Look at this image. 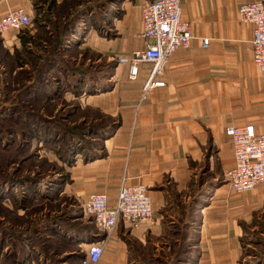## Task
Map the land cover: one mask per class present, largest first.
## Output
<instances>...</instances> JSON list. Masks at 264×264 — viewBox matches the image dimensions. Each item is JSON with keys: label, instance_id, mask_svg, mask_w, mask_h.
Listing matches in <instances>:
<instances>
[{"label": "crops", "instance_id": "obj_1", "mask_svg": "<svg viewBox=\"0 0 264 264\" xmlns=\"http://www.w3.org/2000/svg\"><path fill=\"white\" fill-rule=\"evenodd\" d=\"M111 1L103 21L95 19L84 38L109 61L144 47L138 36L141 6L153 0ZM253 2L264 4L181 0L182 19L191 24L192 38L188 48L169 59L165 86L142 101L149 67L141 66L131 82L128 67L117 64L114 84L87 96L88 107L111 124L95 136L101 151L75 159L66 193L81 199L82 208L90 194L104 193L113 207L126 177L131 185L147 187L153 211L152 220L138 229L119 221L97 264H167L178 251L175 264H185L191 251L196 254L193 264H243V239L255 234L252 244L264 242V184L237 194L225 181L234 166L225 129L253 125L259 131L264 121V73L252 58L253 26L240 22L238 11ZM39 8L37 0H0V18L8 10L23 9L32 20ZM205 37L207 47L201 44ZM18 44L16 31L0 34V48L12 52ZM84 238L78 243L86 250L102 239L96 231ZM74 253L0 251V264H70V259L76 264L81 256Z\"/></svg>", "mask_w": 264, "mask_h": 264}, {"label": "rangeland", "instance_id": "obj_2", "mask_svg": "<svg viewBox=\"0 0 264 264\" xmlns=\"http://www.w3.org/2000/svg\"><path fill=\"white\" fill-rule=\"evenodd\" d=\"M108 1L55 0L50 8L37 0L35 19L17 32L18 46L0 48V251H74L81 264L86 248L78 242L98 232L91 218L79 219L83 201L66 193L64 184L75 159L101 151L92 126L111 124L86 98L114 84L118 56L109 61L84 39L95 19L103 21L113 4ZM69 20L75 28L70 35ZM5 142L15 145L3 148ZM253 235L243 239L241 263L264 264V242L252 244ZM195 255L191 251L185 264H193Z\"/></svg>", "mask_w": 264, "mask_h": 264}, {"label": "built area", "instance_id": "obj_3", "mask_svg": "<svg viewBox=\"0 0 264 264\" xmlns=\"http://www.w3.org/2000/svg\"><path fill=\"white\" fill-rule=\"evenodd\" d=\"M239 20L253 26L250 41L252 58L259 73H264V4L253 2L241 5ZM31 15L23 9L8 10L0 18V34L9 30L19 32L31 25ZM138 36L144 47L133 50L129 56H120L116 61L126 65L127 78L134 82L137 72L143 65L149 67L141 85V100L145 101L157 88H163L165 70L172 54L178 49L190 46L191 24L182 19L181 0H153L141 6V30ZM203 47L209 38H202ZM229 138L234 166L225 175L230 189L237 194L254 190L264 184V121L260 130L253 125L229 126L225 129ZM82 211L91 218L98 235L97 242L90 243L81 264H97L104 246L119 221L138 229L151 221L152 205L147 187L143 184L131 185L126 177L121 179L116 203L109 206L106 194L92 193L85 201Z\"/></svg>", "mask_w": 264, "mask_h": 264}, {"label": "trees", "instance_id": "obj_4", "mask_svg": "<svg viewBox=\"0 0 264 264\" xmlns=\"http://www.w3.org/2000/svg\"><path fill=\"white\" fill-rule=\"evenodd\" d=\"M44 1H48L49 3H50V8H52L53 6H54V4H55V0H44ZM107 4H108V2H107ZM106 4V5H107ZM69 27V30H68V34L70 35V33H72L71 31L73 30V29H75L74 28V25H73V20H69V25H68ZM67 29V27L65 26V30ZM63 31V30H62ZM70 32V33H69ZM67 34V32L65 33V36L63 37V40H65V38L66 37H68L69 35ZM63 47V46H62ZM92 131H93V134L95 135V136H98L99 134L101 135V133H103L104 131H105V129H102V128H100V127H96V125H93L92 126ZM3 132H9V133H15V128H7V129H4V128H2L1 129ZM1 135V134H0ZM0 143H1V141H0ZM3 146V148H10L11 146H14L15 144H12V143H10V142H5V144H2ZM26 158H28V156L27 157H23V159L21 160V162H20V165H23L24 163H26V162H28V159H26ZM0 182H2V179H0ZM1 184V183H0Z\"/></svg>", "mask_w": 264, "mask_h": 264}]
</instances>
